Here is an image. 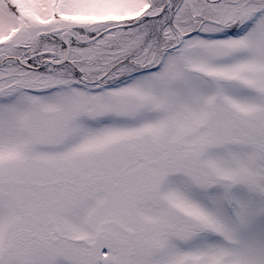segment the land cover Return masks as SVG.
<instances>
[{
  "label": "snow or ice",
  "instance_id": "snow-or-ice-1",
  "mask_svg": "<svg viewBox=\"0 0 264 264\" xmlns=\"http://www.w3.org/2000/svg\"><path fill=\"white\" fill-rule=\"evenodd\" d=\"M0 264H264V0H0Z\"/></svg>",
  "mask_w": 264,
  "mask_h": 264
}]
</instances>
